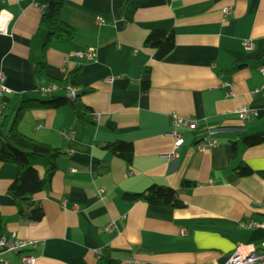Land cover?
I'll return each mask as SVG.
<instances>
[{
    "label": "crops",
    "instance_id": "0c3cea01",
    "mask_svg": "<svg viewBox=\"0 0 264 264\" xmlns=\"http://www.w3.org/2000/svg\"><path fill=\"white\" fill-rule=\"evenodd\" d=\"M122 2L66 0L62 18L74 38L55 40L44 55L54 80L80 68L78 88L93 90L82 97L93 111L89 125L67 107L35 105L64 93L40 94L47 82L36 75L49 0H0L8 15L0 31V72L12 91L5 96L0 143L16 123L23 134L63 152L51 190L34 195L45 213L38 222L20 216L9 192L16 166L0 161V228L38 243L28 250L35 264H99L102 257L114 264L130 257L141 264H225L238 245L261 249L264 228L240 224L264 219V143L239 144L234 152L233 142L238 132L264 131V0H130L121 9ZM159 28L175 30V47L162 60L145 46ZM89 49L94 59L76 54ZM236 64L243 66L225 73ZM146 67L151 84L143 92ZM246 106L255 114L242 121L236 112ZM173 113L199 123L195 130L179 128L183 145L174 160L167 158L174 151ZM207 137L218 144L200 149ZM117 141L132 143V163L104 148ZM241 163L252 172L237 174ZM153 185L174 189L185 207L124 197ZM7 258L22 264L18 255Z\"/></svg>",
    "mask_w": 264,
    "mask_h": 264
},
{
    "label": "trees",
    "instance_id": "16d2710c",
    "mask_svg": "<svg viewBox=\"0 0 264 264\" xmlns=\"http://www.w3.org/2000/svg\"><path fill=\"white\" fill-rule=\"evenodd\" d=\"M130 0H123L121 9H123ZM66 0H49V3L42 15L41 26L48 29V34L43 43V59L37 65L36 75L40 79H45L46 85H57L58 90L66 93L68 86L78 87L76 83L77 75L80 68L70 72L65 80H54L46 75L44 58L45 53L55 40L64 38H74V30L62 18ZM2 7L0 6V10ZM145 46L155 51L157 60L164 59L175 47V30L173 28L154 29L148 35ZM243 65L236 64L233 68L228 69L225 73H231ZM151 78L150 69L145 68L141 78V89L147 92L150 88ZM90 88H82L77 93L74 100L69 99L66 94L53 96L51 100L39 101L35 105L44 108L58 109L61 107L69 108L77 118L83 120L89 125H94L93 111L82 102V97L91 93ZM28 107H32L29 106ZM26 108V107H24ZM19 110L18 115L22 114L23 109ZM93 119V118H92ZM6 143H0V161L13 164L16 166V178L10 186V194L18 203L20 216L29 221L38 222L44 217V209L40 203L35 202L34 195L51 190L53 176L57 171V159L63 154L59 148H54L48 144L35 140L23 134L17 127L16 123L7 132ZM264 143V131L249 134L241 131L237 133V140L233 142V149L236 152L239 144L247 147H255ZM104 148L113 155L121 158L127 163H132L134 158V147L132 143L126 141H117L109 143ZM37 167L44 169V176L39 175ZM236 173L246 176L252 170L245 164L241 163L236 169ZM185 186H192L194 183L185 181ZM125 199L131 202H145L155 206L183 208L185 203L179 197L178 193L166 186L153 185L141 193H126ZM5 232L0 228V236ZM68 264H86L83 259L72 260ZM99 264H114L106 257L99 260Z\"/></svg>",
    "mask_w": 264,
    "mask_h": 264
},
{
    "label": "built area",
    "instance_id": "2783aa9c",
    "mask_svg": "<svg viewBox=\"0 0 264 264\" xmlns=\"http://www.w3.org/2000/svg\"><path fill=\"white\" fill-rule=\"evenodd\" d=\"M225 13L231 12V7H226L224 10ZM3 17V20L0 23V31L4 30V25L8 20V15L4 10L0 11V18ZM102 21V19H99ZM246 46L251 48V43H247ZM79 57H88L89 59H94L96 54L94 49H89L86 53H76ZM264 76V68L261 70ZM58 90L57 85H43L40 87L39 93L44 96H50L54 91ZM80 91L78 87L68 86L66 90V96L74 100L77 93ZM11 89L6 85V77L3 73L0 72V119L2 118L4 111L6 109L5 96L8 93H11ZM239 119L244 121L249 119L255 114L254 109L250 107L239 108L236 112ZM181 126L187 127L191 130H195L199 127V123L196 120H191L179 116L176 113L171 115V131L170 134L174 137V151L170 155H167L169 159H175L177 156L178 150L181 149L183 145V135L179 132ZM62 134L69 138V134L65 131H62ZM218 142L207 137L206 142L199 145L200 149L210 148L217 145ZM103 192V189L100 190ZM241 227L245 228H264V219L261 221L257 220H245L241 222ZM111 228L113 224L110 225ZM38 243L34 241H28L20 239L16 236L15 233L3 234L0 236V264H10L7 255L12 253L18 255L22 264H35L36 258L31 255L28 250L30 248L36 247ZM101 251H99L100 253ZM120 264H141L137 259L130 257L120 262ZM225 264H264V244L261 249H243L241 245L235 247Z\"/></svg>",
    "mask_w": 264,
    "mask_h": 264
},
{
    "label": "bare ground",
    "instance_id": "6f19581e",
    "mask_svg": "<svg viewBox=\"0 0 264 264\" xmlns=\"http://www.w3.org/2000/svg\"><path fill=\"white\" fill-rule=\"evenodd\" d=\"M3 20V17L2 18H0V23H1V21Z\"/></svg>",
    "mask_w": 264,
    "mask_h": 264
}]
</instances>
